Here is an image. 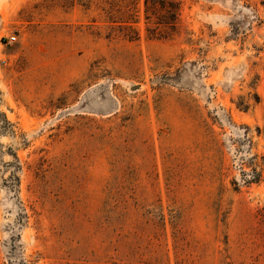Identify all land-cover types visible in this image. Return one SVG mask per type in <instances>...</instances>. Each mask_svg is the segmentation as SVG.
<instances>
[{
	"label": "rangeland",
	"instance_id": "374dc122",
	"mask_svg": "<svg viewBox=\"0 0 264 264\" xmlns=\"http://www.w3.org/2000/svg\"><path fill=\"white\" fill-rule=\"evenodd\" d=\"M178 1L0 0V264H264V0Z\"/></svg>",
	"mask_w": 264,
	"mask_h": 264
},
{
	"label": "trees",
	"instance_id": "16d2710c",
	"mask_svg": "<svg viewBox=\"0 0 264 264\" xmlns=\"http://www.w3.org/2000/svg\"><path fill=\"white\" fill-rule=\"evenodd\" d=\"M150 2V0H144L145 12L148 11H158L157 20L155 23L158 26H161L165 32H173L177 28L178 23V9L179 1L178 0H157ZM123 28H131L130 25L124 24L121 25Z\"/></svg>",
	"mask_w": 264,
	"mask_h": 264
}]
</instances>
